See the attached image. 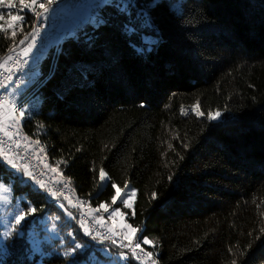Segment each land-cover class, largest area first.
I'll list each match as a JSON object with an SVG mask.
<instances>
[{
    "label": "trees",
    "instance_id": "trees-1",
    "mask_svg": "<svg viewBox=\"0 0 264 264\" xmlns=\"http://www.w3.org/2000/svg\"><path fill=\"white\" fill-rule=\"evenodd\" d=\"M100 2L12 83L22 90L15 100L36 102L10 127L44 149L47 170H59L76 201L47 202L33 174L0 158V184L24 198L22 210L38 209L6 240L0 264H80L96 247L123 251L95 245L81 221L79 204L89 213L112 205L113 183L133 187L131 208L114 207L138 229L148 261L158 250L157 264H264V0H180L179 12L167 0H131L123 13L121 0ZM20 15L15 37L0 32V60L32 39L35 15ZM44 217L58 220L67 247L58 238L32 252L28 232ZM71 237L86 250L65 255Z\"/></svg>",
    "mask_w": 264,
    "mask_h": 264
},
{
    "label": "rangeland",
    "instance_id": "rangeland-1",
    "mask_svg": "<svg viewBox=\"0 0 264 264\" xmlns=\"http://www.w3.org/2000/svg\"><path fill=\"white\" fill-rule=\"evenodd\" d=\"M61 1L62 0H56V3H54V5L56 6ZM97 1H100V0H88L87 4L82 5L81 7H83V8H81L80 10L82 11L85 7L90 6V5L92 7ZM167 1L170 2L172 10L179 12L180 0H167ZM13 5L14 6L11 8H9L7 6L0 7V14H3V16H4V19L0 20V24L5 25V27H6L7 22H11L13 24L12 28L15 29L13 31H16V29H17L16 27L20 24L22 19L19 21H10L11 16L22 17L20 15V11H26V10L30 13V17H33V15L35 13L30 8L24 7V5L22 4L21 1L13 0ZM36 9H38V7ZM61 10H62L61 11L62 14H59V16L61 17V21H60V27L58 29V32L60 30H63V34H59L58 36H55L56 34H58V32H57L54 35L56 38L54 36H52V38H51L52 40H54V38L56 40H60V38H62L63 35L66 34L67 31L69 32L70 35H72V32H71L72 29L71 28H73L75 26L74 23L77 22L73 18L76 16L78 8L71 9L65 5H62ZM88 15L89 14L86 13L83 17H81V19L82 20L86 19L88 17ZM6 30H8L7 27H6ZM30 43H33L32 39L29 41V43L27 45H25V47H20L21 44L19 43L18 47L15 49L16 50H20V49L22 50L23 48H27ZM53 43L54 42L52 41L51 43L47 44L45 46V49L43 50V52L45 53L51 47H55V46H53L54 45ZM28 52H31L35 57H37V59H40L44 54L43 52L40 54H36L34 51V47L31 48ZM33 55L29 56V62H31V61L35 62ZM8 56L12 57L13 53L8 54L6 57H8ZM5 58H3V59H5ZM32 64H34V63H32ZM21 91H22L21 89H17L12 84H7L6 91L2 94L1 90H0V95H2L1 98H3V99L5 97H7L9 99H14L13 96L18 95ZM9 94H11V95H9ZM15 101L17 102L19 110L23 111L25 113L28 109H29V111H31V108H29V107H31V105L36 102V97H34V96L29 97L26 102H24V101L20 102V100H15ZM15 119L18 121L15 124H13L12 121H7V123L5 125V131L7 130L8 126L9 127L14 126L16 128H19L21 126L22 120H21V117H19L18 113L16 114ZM0 132H4V131H0ZM6 153L12 157L11 154H9L8 152H6ZM16 163L19 167H20V165H21V167L25 166V164L22 165L20 162H18V160H16ZM8 167L10 168L9 165H8ZM12 170L17 173L16 175L21 176L22 172H18V171H16V169H12ZM106 182H107V176L105 177V180L102 181L101 187H103ZM4 187H8L10 189V191L5 193L3 191ZM132 192H133L132 186H129L124 190H121L120 195L117 197L116 203L121 202L122 200L126 199V200H128V203L132 206L133 196L130 195ZM23 200H24V198H22V197H17L16 199H14L13 194H12L11 185H6V184H2V183L0 184V243H3V245L6 248V251H4L3 249H0V262L2 261V259H4L6 257V255L8 253V249H7V245H6L7 239L4 238L3 232L6 230H11L10 226H11V224L14 223L15 215L17 214V212L19 210H22V201ZM116 203H112V205H108V211L107 212H105L103 209H100L99 212L92 210V211H90V215L92 218L95 219L96 225L110 231V233L116 239L122 240V243H131V244L135 245L139 239L138 238V229L135 228L137 231L135 232L134 235H132L131 242L128 239H125V236L129 235V229L127 227H124L123 225H125V224L130 225V223L127 222L126 214L124 213V211H122L121 207H119V206L114 207V205ZM123 206L125 208H128V209L131 208V207H126L124 204H123ZM117 210L119 213L123 214L122 217L120 215H115V216L111 215L114 211H117ZM57 221L58 220L55 218L51 219V218L44 217V218L38 220V224L40 225L39 227L35 226V224L32 226L33 228L28 232V238L27 239L30 243V247H31V250L33 253H40L45 245L52 243L54 239L60 238V233L57 230V228H58L57 227ZM85 228H87V227L84 225V228H83L84 231H85ZM39 235H41V236H39ZM146 239L150 241V243L146 244V245L152 246V244H154L152 238H146ZM71 241H72V243H79V242H76L73 237H71ZM59 243H60V247H62V248L67 247L65 242L63 241V237H62V239L61 238L59 239ZM118 248L123 250V251L112 250L108 247H96L95 250L97 251V254L93 251L89 256H87V258L83 259V261L80 264H128V254L124 251L129 252V250H127L126 248H122L119 245H118ZM79 250L80 251L86 250V246H84L83 248H81ZM152 252L154 253L153 259L155 261V264H157V260H156L157 258L156 257L158 256L159 251L153 250ZM129 253H131V252H129ZM151 259H152V257H151ZM139 260L141 261V259H139ZM152 260L148 261V259H147L146 260L147 263H144V261H142L141 264H143V263L144 264H153Z\"/></svg>",
    "mask_w": 264,
    "mask_h": 264
},
{
    "label": "built area",
    "instance_id": "built-area-1",
    "mask_svg": "<svg viewBox=\"0 0 264 264\" xmlns=\"http://www.w3.org/2000/svg\"><path fill=\"white\" fill-rule=\"evenodd\" d=\"M87 2L88 0H62L56 6L54 4L46 5L50 9L48 13H43L39 8L36 9V12L40 13V19L38 20L36 14H34V23L29 31L31 38L33 35L35 36V53H42L45 49V46L52 41V36L58 32L61 21L58 11L62 5L73 9L77 6L87 4ZM45 16H47V19H44ZM10 53H13V60L9 62V65L12 68L10 73L12 75V81L9 82L5 80V76L8 73L0 75V81H3L5 84L13 83L14 85H17L20 83L22 74L30 63L29 57H25L23 54L16 51H11ZM15 61H18V63H15ZM0 90L2 94L6 91V89L3 87H0ZM1 96L2 95H0V99H3ZM6 131L8 133L7 136L5 135V132H0V148H3L4 151L11 154L13 157H16L23 163L29 165L36 180H42L49 190L58 193L56 197H53L44 190L43 194L46 201L52 203L60 198L65 197H67V199L76 201L74 189L67 182L59 181V179L62 178L59 170L56 168L55 172L51 171V169L48 171L45 167V165H48L49 162L44 149L41 146L38 147L29 142L26 135L23 132H18L14 127H8ZM79 205L82 209L81 221L86 225L88 231L91 233L89 238L95 245L105 246L108 243H112L113 240H116V243L120 247L126 248L133 254L132 248L135 247L134 244L122 243L121 241L117 240L108 230L96 225L95 219L91 217L86 205ZM94 236L96 239H93ZM148 254V252H143L140 248H136L134 255L138 259L144 261L149 257Z\"/></svg>",
    "mask_w": 264,
    "mask_h": 264
},
{
    "label": "snow or ice",
    "instance_id": "snow-or-ice-1",
    "mask_svg": "<svg viewBox=\"0 0 264 264\" xmlns=\"http://www.w3.org/2000/svg\"><path fill=\"white\" fill-rule=\"evenodd\" d=\"M21 2L24 5V7H28L31 10H33L37 16V19L39 20L40 19V13L36 12V8L38 7L40 10H42L43 13H48L50 11V9L46 5L54 4V3H56V0H29V2H27V3L25 2V0H21ZM110 3H111V0H101V2L99 3V5H97V7H100V6L105 5V4H110ZM4 6H7L9 8L13 7L14 6L13 0H0V7H4ZM115 6L117 8H119V10L123 13V12H127L130 7H134L135 5L131 3V0H121V3H119ZM141 15H144L145 19L147 20L146 14L141 13ZM3 19H4L3 14H0V20H3ZM21 19H23V18L20 16H11L10 17V21H19ZM44 19H47V16H45ZM93 22L98 23V24L104 23L103 20L97 21L95 17H93ZM6 27L12 28L13 24L11 22H7ZM6 27H5V25L0 24V32H5ZM126 31L133 32L134 29L128 28L126 26ZM11 35L13 37H15L16 32L12 31ZM37 35H38V32H37ZM27 39H28V35H25L24 38L19 41V43L24 44L25 40H27ZM32 41H33V43H30L28 45V47L23 50L25 55L28 53V51L31 48L34 47V41H35L34 35L32 36ZM12 60H13V57H11V56H8L5 59L0 60V75H4L5 73H8L5 76V80H7L9 82L12 81V75L10 74L12 71V68L8 62L12 61ZM15 63H18V61H15ZM37 75H39V73H37ZM0 87H3L6 89L7 84H5L3 81H0ZM9 95H11V94H9ZM192 110L195 111L197 115H203V113L199 111L198 102H197V105L193 106ZM181 111L183 112L184 110L182 109ZM17 113H18L19 117H21V118L25 115V113L23 111L19 110L17 102L14 99H9L7 97H5L4 99H0V131H4L6 136L8 135V133H7V131H5V125H6L7 121H12L13 124L17 123L18 121L15 119ZM220 115H221V113L219 111H217L214 114L209 113L207 118L209 120L214 121V120H217L220 117ZM0 158H2L3 162L5 164L9 165L11 168L16 169V171H18V172H22L23 176H28L29 178H32V173L28 170L27 166L19 167L17 165V163L15 162V159L13 157L9 156L4 151L3 148H0ZM61 163H63V161H61ZM45 167H49V166L45 165ZM51 171L55 172L56 168H51ZM105 177H106V173H105L104 169L101 168L99 171V179L101 181H104ZM35 183L37 185H39L40 188L47 191L49 195H51L53 197H56L58 195L57 192L49 190L42 180H35ZM111 187L116 189V195H113L111 198L112 202L116 203L117 197L120 195L121 190L114 183L111 184ZM3 191L5 193H7L10 191V189L8 187H4ZM130 195L135 196V192H132ZM153 197L155 198V194H153ZM65 199H67V197H65ZM121 202L126 207H131V205L128 203V200L125 199V200H122ZM100 209H103L105 212H107L108 211V205L106 203H101L95 209V211L99 212ZM37 211H38V209L36 207H32V206H28V207L24 208L23 210H19L14 217V223L11 224V226H10L11 230H6L3 232L4 238L5 239L12 238L14 233L23 235L22 228L24 226V223L27 222L28 217L34 216ZM111 215H113V216L120 215L121 217L123 216V214L119 213L118 210L114 211ZM123 226L127 227L129 229V235L125 236V239H128L131 242V237H132V235L135 234V232L137 230L135 228H133L131 225L125 224ZM85 233L88 235H91V233L88 231L87 228H85ZM93 239H96V237L94 236ZM140 240H142V242L144 244L150 243L149 240L144 239V238H140ZM112 243L115 244L116 240H113ZM83 247H84V245H82L81 243H74V246L71 247L69 251L65 252V255H70L72 253H75L76 250L81 249ZM136 248H140L139 240L135 244V247L132 248L133 254H135ZM0 249H3L4 251H6V248L3 245V243H0ZM148 255H149V257L151 256V254H148ZM153 264H155V261L153 262ZM233 264H235V261H233Z\"/></svg>",
    "mask_w": 264,
    "mask_h": 264
},
{
    "label": "crops",
    "instance_id": "crops-1",
    "mask_svg": "<svg viewBox=\"0 0 264 264\" xmlns=\"http://www.w3.org/2000/svg\"><path fill=\"white\" fill-rule=\"evenodd\" d=\"M81 8H83V7H80V8H78V10H77V13H76V16L73 18V19H75L76 21H78V20H82L81 19V17H83L86 13L87 14H90L89 13V11H90V6H87V7H85L82 11L80 10ZM85 10V11H84ZM61 8L59 9V11H58V14H62L61 13ZM84 11V12H83ZM61 32V31H60ZM59 34V33H58ZM58 34H56L55 36H58ZM69 33H68V31L66 32V34H64L63 35V37L65 36V35H68ZM54 36V37H55ZM56 38V37H55ZM54 38V40H53V46H55V48H57L58 47V45H59V43L61 42V40H62V38H60V40H56ZM25 48H23L22 50L20 49V50H14V51H16V52H18V53H21V54H23V55H25L24 54V52H23V50H24ZM44 53V52H43ZM30 55H33L31 52H28L26 55H25V57H29ZM33 57H34V60H35V63H36V60L38 61L39 59H37V57H35L34 55H33ZM26 77V76H25ZM13 98H14V96H13ZM23 118H21V120H22ZM15 162H16V160H15ZM20 167H21V165H20ZM11 168V167H10ZM11 169H14V168H11Z\"/></svg>",
    "mask_w": 264,
    "mask_h": 264
}]
</instances>
